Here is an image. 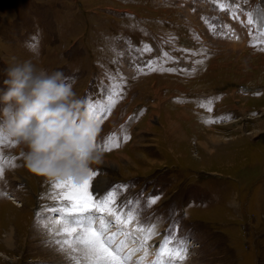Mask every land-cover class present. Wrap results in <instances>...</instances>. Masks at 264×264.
I'll return each instance as SVG.
<instances>
[{
    "label": "rangeland",
    "instance_id": "1",
    "mask_svg": "<svg viewBox=\"0 0 264 264\" xmlns=\"http://www.w3.org/2000/svg\"><path fill=\"white\" fill-rule=\"evenodd\" d=\"M257 11L264 0H0V89L6 68L31 60L62 71L87 112L104 106L89 191L159 197L143 209L156 226L147 260L178 221L182 264H264V24L244 26ZM26 152L0 135V264H61L59 226L36 215L59 203L56 179L29 170ZM127 230L137 247L141 230Z\"/></svg>",
    "mask_w": 264,
    "mask_h": 264
},
{
    "label": "clouds",
    "instance_id": "2",
    "mask_svg": "<svg viewBox=\"0 0 264 264\" xmlns=\"http://www.w3.org/2000/svg\"><path fill=\"white\" fill-rule=\"evenodd\" d=\"M38 55L37 47L28 46ZM16 61V58H13ZM0 89V135L23 143L26 167L56 180L80 182L102 152L95 143L100 126L84 110L62 71L37 69L31 60L5 69Z\"/></svg>",
    "mask_w": 264,
    "mask_h": 264
},
{
    "label": "snow or ice",
    "instance_id": "3",
    "mask_svg": "<svg viewBox=\"0 0 264 264\" xmlns=\"http://www.w3.org/2000/svg\"><path fill=\"white\" fill-rule=\"evenodd\" d=\"M229 3L231 4V0ZM220 9L224 10L223 4L220 5ZM230 15L238 18L235 9H231ZM246 15L248 19L244 26L248 27L249 35H252L251 26L254 20L264 24V12L257 11ZM210 30L215 31L216 26L213 24ZM260 34L264 35V32ZM30 46L36 47L35 44ZM115 95L117 93L113 91L112 95L108 96V110L116 103L113 99ZM94 108L105 110L102 104L89 103L90 117ZM128 138L124 136V140ZM3 171L0 168V176L3 175ZM96 175L95 171L90 170L88 176L78 183L71 180H56L51 185L54 190L51 198L59 203L45 208L44 211L50 214L48 216H43L39 212L36 214L37 224H42L49 231L52 230L50 225L59 226V231L55 234L64 239H57L55 243L60 245L62 251L65 248L70 250L68 259L61 264H182L187 259L189 238L179 236L178 221H173L169 229L162 234L159 245H153V259L147 260L149 255L147 242L155 234L156 226L151 218L143 215V209L155 204L159 197L150 198L139 204L137 200L129 201L117 197L115 193L119 192L118 188L113 192H104L92 186L90 193V181ZM3 194L0 192V195ZM133 205L138 206L134 208ZM129 223L137 224L138 230H141L139 245L135 248H128L132 236L127 230ZM141 250L143 255L134 260L133 256Z\"/></svg>",
    "mask_w": 264,
    "mask_h": 264
},
{
    "label": "bare ground",
    "instance_id": "4",
    "mask_svg": "<svg viewBox=\"0 0 264 264\" xmlns=\"http://www.w3.org/2000/svg\"><path fill=\"white\" fill-rule=\"evenodd\" d=\"M169 126V125H168ZM169 130H171V131H169L170 132V134H169V137H170V139H171V141L173 140V138H174V133L172 132V129H170L169 128ZM180 137V136H179ZM177 138V137H176ZM7 243H8V241H7Z\"/></svg>",
    "mask_w": 264,
    "mask_h": 264
}]
</instances>
